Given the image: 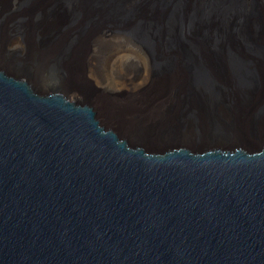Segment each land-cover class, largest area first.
I'll return each mask as SVG.
<instances>
[{
  "label": "water",
  "instance_id": "water-1",
  "mask_svg": "<svg viewBox=\"0 0 264 264\" xmlns=\"http://www.w3.org/2000/svg\"><path fill=\"white\" fill-rule=\"evenodd\" d=\"M108 27L183 76L148 136L69 96ZM0 264H264V0H0Z\"/></svg>",
  "mask_w": 264,
  "mask_h": 264
},
{
  "label": "bare ground",
  "instance_id": "bare-ground-1",
  "mask_svg": "<svg viewBox=\"0 0 264 264\" xmlns=\"http://www.w3.org/2000/svg\"><path fill=\"white\" fill-rule=\"evenodd\" d=\"M76 7L78 8L79 5H76ZM83 10L87 11L84 8L82 9V11ZM99 30H105V31H98L95 34H93V36L91 37V39L89 41V45H87V47L89 46L90 48L86 50V56H87L86 69H87V71H89V75L92 77V79L95 80V82L100 86V90H101V94H102L101 99H99V97H95L93 101H95V105L98 108L100 119L102 118L106 122L109 121V122H111V124L114 123L117 125L118 128H120L122 130V132L134 136V134L130 131V127L128 126L129 125V123H128L129 119H126L125 115H124V118H120V120L114 119L112 113L116 112L115 109H120L122 107L130 109L133 104L139 103V105H136L135 108L131 109L130 111L132 113L136 112L134 115L137 116L141 120V118L139 116L141 114L140 112L147 111V113L148 112L149 113H155L154 115H156L157 111H155V109H157L161 104L165 105L163 103H165L167 101V99H169V97L171 99H172V97H171V95H168L164 98H161L158 101H156V99H155L151 102L150 105H148L150 103L149 101L140 103L139 99H143V98H138L140 96L138 93L141 92L142 90H144V94H145L146 89L148 90V88H152L156 84V79L152 78L153 76L151 75L152 69H154V66H155L153 64V59L150 57L147 49H145L133 37H131L130 34L126 30L118 29L116 27L102 28ZM83 46H85V45H83ZM156 50H155V52H156ZM158 52H159V50H158ZM132 62H140L143 64L144 76L141 78V80L139 79L136 82H131L132 84H127V85L122 84V86L124 88L127 86L126 89L131 90V91H129V93H131V94L137 93V97H130L129 99L126 98V100L124 99V101L122 103H118L115 105L112 104L111 102L107 103L104 100H102L103 97L107 99L108 98L107 96L113 95L115 92L113 94H111L112 90H114V91L117 90V86L112 82L114 80L113 79L114 77L112 78L109 76L112 75L114 72H119V74H120V72H122L123 70L125 71L126 66ZM136 64H139V63H136ZM180 72L181 71H180L179 67H177L176 70H174L171 74H168L165 76L166 82L169 83L170 88L176 87L179 83H181L183 76L181 75ZM118 82H119V80H118ZM163 83H165V81ZM122 86H121V88H123ZM155 88H156V86H155ZM177 89H178V87H177ZM158 90H156V91H158ZM71 92L75 95L78 94V91H75L74 89H72ZM162 99H164V101H162ZM145 107H147L148 109H143ZM120 110L122 111V109H120ZM120 110H118V112ZM126 110L124 111V114L126 113ZM144 114H143V116H144ZM141 116H142V114H141ZM148 116H151V115H148ZM152 119H156V117L154 116V118L152 117ZM148 120H149V118H148Z\"/></svg>",
  "mask_w": 264,
  "mask_h": 264
},
{
  "label": "rangeland",
  "instance_id": "rangeland-1",
  "mask_svg": "<svg viewBox=\"0 0 264 264\" xmlns=\"http://www.w3.org/2000/svg\"><path fill=\"white\" fill-rule=\"evenodd\" d=\"M21 40H23V39L18 37V40H14L11 45L13 46L14 50L20 49L23 51V53H27L28 52L27 46H26L27 43L33 46L32 41L29 39V34H27L25 41H21ZM83 47H86V46H83ZM147 51L149 52L150 57L153 59V64L155 65L154 69H152V74H151L153 77L152 76L151 77L156 79V84H155L156 88H155V86H153L152 88H148V90L146 89L145 94H144V90H142L143 92L142 91L139 92L138 94L140 96L138 98H143V99H139L140 103L149 101L150 103L148 105H150L153 100L156 99V101H158L161 98H164L168 95H171L172 99L169 97V99H167V101L165 103H163L165 105L161 104L157 109H155V111H157L156 115H154L155 113H149V112H148L149 113L148 114L147 111L140 112L142 114V116H141V114L139 115L141 120L137 116L134 115L136 112L132 113L130 111L131 109L135 108L136 105H139V103L133 104L134 106L132 105L131 108L129 107L130 109H127L125 107L120 108V109H122V111L120 109H115L116 112L112 113L115 120H120V118H124V115H125V118L129 119V122H128L129 125L128 126L130 127V129H133L134 132L136 133V135L143 136V137L148 136L147 133L151 131L150 129L152 127L158 126V125H163L164 123H167L168 120H170L171 122L173 121L171 118L173 116H177L179 113L178 107L174 104L175 100L177 98H179L184 93V90L181 87H178L177 90H176L177 87H174V88L169 87V83L166 82V77H165L166 75L169 74V72H167L168 74L165 73V70L163 69L162 65H159V62H158V58L160 56L159 52L157 50L155 52V50L151 49V47H149V50H147ZM136 63H139V64H136ZM83 75L84 76H82L78 80V86H79L78 94L75 95V94L71 93L69 95L70 98L72 100H77L80 102L85 100L88 97H91V99H93L94 97H99V99H101L102 94H101L100 86L95 82V80L92 79V77L89 75V71H87V69L84 71ZM143 76H144V66L142 63H140V62L129 63L126 66L125 71L123 70L122 72H120V74H119V72H114L112 75L109 76L112 78L114 77L113 78L114 80L112 82L117 86V90H115V91L112 90L111 94H113L114 92L115 93L113 95L107 96L108 100L104 97L102 98V100H104L107 103L111 102L112 104L115 105L118 103H122L124 101V99L126 100V98L129 99L130 97H137V93H132V94L129 93V91H131V90L126 89L127 86L124 88L122 86V84L123 85L124 84H126V85L132 84L131 82H136L139 79L141 80V78ZM118 80H119V82H118ZM164 81H165V83H163ZM121 86L123 88H121ZM156 90H158V91H156ZM162 101H164V99H162ZM91 103L94 104L95 108H97L95 105V101H94V103H93V101ZM143 109H148V108L145 107ZM97 110H98V108H97ZM118 110H120V111L118 112ZM125 110H126V113L124 114ZM98 114H99V112H98ZM143 114H144V116H143ZM148 115H151V116H148ZM154 116L156 117V119H152V117L154 118ZM99 118H100V115H99ZM148 118H149V120H148ZM100 120L104 124V126H106L107 128H117L118 129L116 124H114V123L111 124V122H109V121L106 122L102 118ZM153 140L154 139H152V141ZM140 142H142V141H140ZM149 147H151V146H149Z\"/></svg>",
  "mask_w": 264,
  "mask_h": 264
}]
</instances>
